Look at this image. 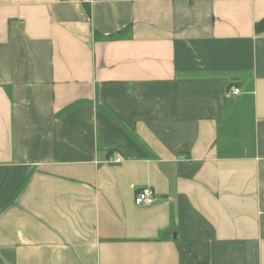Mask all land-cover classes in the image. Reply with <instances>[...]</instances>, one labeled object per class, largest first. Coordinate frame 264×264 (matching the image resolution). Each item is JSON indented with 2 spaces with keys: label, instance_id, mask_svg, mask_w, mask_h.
<instances>
[{
  "label": "crops",
  "instance_id": "1",
  "mask_svg": "<svg viewBox=\"0 0 264 264\" xmlns=\"http://www.w3.org/2000/svg\"><path fill=\"white\" fill-rule=\"evenodd\" d=\"M262 18L0 0V264H264Z\"/></svg>",
  "mask_w": 264,
  "mask_h": 264
},
{
  "label": "built area",
  "instance_id": "2",
  "mask_svg": "<svg viewBox=\"0 0 264 264\" xmlns=\"http://www.w3.org/2000/svg\"><path fill=\"white\" fill-rule=\"evenodd\" d=\"M241 91V87L236 85H230L228 90L229 93L237 95L240 94ZM113 159L116 161H121V157L117 155H114ZM135 200L139 205L154 203L156 201L155 189L151 185L142 186V188L136 192Z\"/></svg>",
  "mask_w": 264,
  "mask_h": 264
},
{
  "label": "trees",
  "instance_id": "3",
  "mask_svg": "<svg viewBox=\"0 0 264 264\" xmlns=\"http://www.w3.org/2000/svg\"><path fill=\"white\" fill-rule=\"evenodd\" d=\"M256 29L257 30L264 29V18L256 22Z\"/></svg>",
  "mask_w": 264,
  "mask_h": 264
}]
</instances>
